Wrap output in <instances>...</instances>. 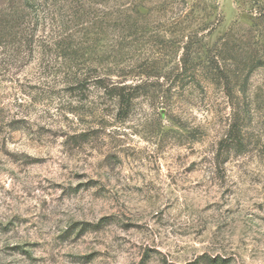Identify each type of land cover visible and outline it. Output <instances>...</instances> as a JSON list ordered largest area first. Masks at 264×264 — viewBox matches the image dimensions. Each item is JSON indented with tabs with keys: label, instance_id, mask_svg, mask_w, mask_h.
Returning a JSON list of instances; mask_svg holds the SVG:
<instances>
[{
	"label": "rangeland",
	"instance_id": "374dc122",
	"mask_svg": "<svg viewBox=\"0 0 264 264\" xmlns=\"http://www.w3.org/2000/svg\"><path fill=\"white\" fill-rule=\"evenodd\" d=\"M29 1L0 0V264H264V67L240 152L220 145L240 86L215 75L264 46L259 5ZM119 11L149 43L70 65L59 35ZM202 28L184 66L186 34ZM113 85L133 87L128 107Z\"/></svg>",
	"mask_w": 264,
	"mask_h": 264
},
{
	"label": "trees",
	"instance_id": "16d2710c",
	"mask_svg": "<svg viewBox=\"0 0 264 264\" xmlns=\"http://www.w3.org/2000/svg\"><path fill=\"white\" fill-rule=\"evenodd\" d=\"M27 3H32L29 0H26ZM254 3L259 5L260 12L257 16V19L264 18V2L261 0H254ZM83 10L78 11L80 17H83ZM138 15L143 16L144 18L147 16L143 14L141 11H136ZM133 14H126L124 12L119 11L117 13L116 19L112 17V13H105L100 17V19H96L97 23H99L97 30L93 31L89 29L85 31L80 37L74 36V34H66L59 35L58 47L62 50L63 57H65L70 65L78 66L83 65L82 67H87L89 63L92 65L95 62H103L106 63L110 59L119 60L124 55L128 54V51L141 43V41L145 43H149L150 36H147V31L144 27L139 25V21L134 17ZM96 23V22H95ZM112 26H119L117 29L121 36L122 42L120 47H116L112 45L108 40L110 30ZM207 28H202L200 31L196 30L193 33L186 34L188 41L184 46L185 50L183 52L181 62L184 66L190 65L192 58V48L196 44H200L203 41L205 36L204 30ZM201 36L199 35L200 33ZM184 36V35H183ZM146 37V38H145ZM148 38V39H147ZM138 39V40H137ZM152 39V38H151ZM103 42V44H102ZM109 42V43H108ZM130 53V52H129ZM254 58L249 62L250 64H244L239 66V68H225L220 67L219 65L215 68L216 77L221 80L225 79L227 87H230L235 81L239 83V94L230 90L229 95H231L232 99H236L237 103H235V112L234 118L231 122L226 137L221 142V147L226 148L227 151H243L247 147V135H248V121L251 120V102L249 100V84L251 81L252 73L255 69L264 67V46H262L261 50L256 52ZM210 60L208 59V62ZM89 62V63H88ZM81 67V68H82ZM193 69H197L195 65L192 66ZM209 66H207L208 68ZM80 68V69H81ZM210 68V67H209ZM79 70V69H78ZM78 70L75 72L77 77ZM82 70V69H81ZM210 71H213L211 68ZM105 90H109L107 86H103ZM133 88L131 86H123V85H113L110 90L114 91V94L120 99L124 107H128L131 103V98L126 90ZM242 97V100H241ZM234 103V102H233ZM223 261V259H221ZM187 264H200V261L190 262Z\"/></svg>",
	"mask_w": 264,
	"mask_h": 264
}]
</instances>
